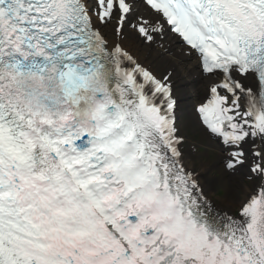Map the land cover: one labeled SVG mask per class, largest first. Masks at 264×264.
<instances>
[{
    "label": "snow or ice",
    "instance_id": "1",
    "mask_svg": "<svg viewBox=\"0 0 264 264\" xmlns=\"http://www.w3.org/2000/svg\"><path fill=\"white\" fill-rule=\"evenodd\" d=\"M0 264H264V0H0Z\"/></svg>",
    "mask_w": 264,
    "mask_h": 264
},
{
    "label": "bare ground",
    "instance_id": "2",
    "mask_svg": "<svg viewBox=\"0 0 264 264\" xmlns=\"http://www.w3.org/2000/svg\"><path fill=\"white\" fill-rule=\"evenodd\" d=\"M166 59H168L171 63H173L174 65L176 64V61H175V59H173V57H171V58H168L167 57V55H166ZM183 70H180V72H182ZM181 74V76L182 75H184V73H180ZM194 76V75H193Z\"/></svg>",
    "mask_w": 264,
    "mask_h": 264
},
{
    "label": "rangeland",
    "instance_id": "3",
    "mask_svg": "<svg viewBox=\"0 0 264 264\" xmlns=\"http://www.w3.org/2000/svg\"><path fill=\"white\" fill-rule=\"evenodd\" d=\"M189 130H190V131H193V132L195 131L194 129H189Z\"/></svg>",
    "mask_w": 264,
    "mask_h": 264
}]
</instances>
